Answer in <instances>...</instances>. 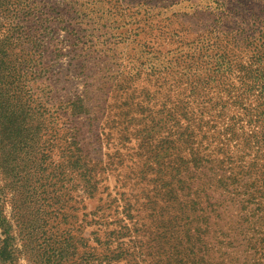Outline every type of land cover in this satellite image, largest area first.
Returning <instances> with one entry per match:
<instances>
[{
	"label": "rangeland",
	"instance_id": "rangeland-1",
	"mask_svg": "<svg viewBox=\"0 0 264 264\" xmlns=\"http://www.w3.org/2000/svg\"><path fill=\"white\" fill-rule=\"evenodd\" d=\"M249 22L264 27V0H0V130L9 142L0 152V218L14 233L19 251L14 264H54L53 258L42 259L44 253L50 255L54 242L61 245L68 236V257L55 264H81V253L95 247L94 239L106 242L105 234L123 218L119 195L127 190L119 170L96 165L101 181L95 194L85 188V179L61 178L54 170L62 162L60 149L50 147L58 139L60 103L81 95L93 81L106 108L113 106V90L131 80L135 99L145 104L143 90L167 91L171 99L180 91L184 99L186 73L205 75L197 72L199 64L214 68L198 59L209 56L208 41L230 38ZM230 82L236 90L210 83L206 98L224 99L225 89L237 102L243 88ZM258 95L256 88L253 105ZM91 149L92 160L106 161L109 146ZM148 222L131 240H122L123 248L135 249L133 264H165L170 247L148 232Z\"/></svg>",
	"mask_w": 264,
	"mask_h": 264
},
{
	"label": "trees",
	"instance_id": "trees-1",
	"mask_svg": "<svg viewBox=\"0 0 264 264\" xmlns=\"http://www.w3.org/2000/svg\"><path fill=\"white\" fill-rule=\"evenodd\" d=\"M263 30L249 22L230 38L209 40V56L198 59L213 72L199 64L197 72L205 75L186 73L184 99L180 91L171 99L167 91L143 90L145 104L135 99L131 80L113 90V106L106 108L93 81L81 95L60 103L58 139L50 146L60 149L62 162L54 168L58 176L85 179V188L95 194L100 163L105 172L123 173L127 190L119 195L123 218L105 234L106 242L94 239L95 247L81 253V264H133L135 249H124L122 240H131L149 220L148 232L170 247V254L163 255L165 264H264V61L252 56L264 60ZM230 80L239 81L244 91L237 102L225 89L224 99L206 98L210 83L236 90ZM256 88L260 95L253 105ZM164 97L169 105L161 102ZM4 132L0 130L1 153L9 148ZM102 143L109 146L106 161L92 160L91 147L100 149ZM4 223L0 218V264H14L19 251ZM69 240L60 242L63 249L55 241L56 249L42 259L53 258L55 264L67 256L70 243L64 244Z\"/></svg>",
	"mask_w": 264,
	"mask_h": 264
}]
</instances>
